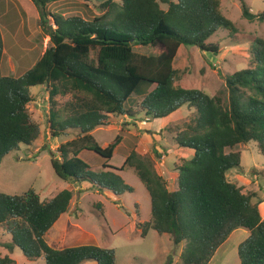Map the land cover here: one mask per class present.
<instances>
[{
    "label": "trees",
    "instance_id": "trees-1",
    "mask_svg": "<svg viewBox=\"0 0 264 264\" xmlns=\"http://www.w3.org/2000/svg\"><path fill=\"white\" fill-rule=\"evenodd\" d=\"M61 1L65 0H31L53 46L19 78L2 73L5 46L0 32V166L8 155L39 139L41 128L29 111L31 89L47 86L52 136L79 132L77 139L58 148L60 159L52 161L60 179L121 196L135 192L118 173L132 168L151 200V219L137 226L142 238L151 231L169 235L177 247L185 244L181 264H210L230 236L245 229L250 236L239 247L241 264H264V219L255 202L257 194L244 193L228 179L230 171L241 167L238 146L256 143L264 156V42L245 36L251 48L250 67L226 77L225 101L220 95L181 87L174 68L182 46L216 54L219 47L208 41L219 30L236 37L238 30L223 15L220 0H106L99 6L102 15L91 20L48 12L49 5ZM241 2L244 19L264 22V11L255 14ZM134 46L161 52L137 61ZM70 94L74 101L64 118L56 99ZM135 96L143 98L141 109L149 120L168 118L185 106L193 110L192 119L174 131L178 150L194 154L175 165L176 190L170 189L150 157L136 151L121 169L111 166L108 162L120 138L103 148L92 134L110 125V115L134 117L127 104ZM83 151L106 161L102 171L80 158ZM73 198L70 190L46 201L35 189L15 196L0 193V230L11 239L3 247L19 248L30 262L117 264L115 250L95 245L58 250L47 243V235L69 213ZM0 264L16 263L0 254Z\"/></svg>",
    "mask_w": 264,
    "mask_h": 264
},
{
    "label": "rangeland",
    "instance_id": "rangeland-1",
    "mask_svg": "<svg viewBox=\"0 0 264 264\" xmlns=\"http://www.w3.org/2000/svg\"><path fill=\"white\" fill-rule=\"evenodd\" d=\"M105 1L65 0L49 5L48 12L65 18L79 16L91 20L102 15L99 6ZM220 1L223 15L238 30L236 37H231L227 30H219L208 41L219 47L216 54L182 46L174 68L181 76L178 83L181 87L200 90L211 97L220 95L228 101L226 77L250 67L251 48L245 36L253 35L264 42V22L244 19L241 0ZM244 2L255 14L264 11V0ZM50 22L54 26L51 19ZM0 32L5 46L4 76L21 77L53 46L40 26V12L31 0H0ZM133 50L137 61L161 52L159 48L144 46H134ZM49 90L47 86L31 89L33 101L29 111L41 128L40 137L32 146H22L20 151L3 160L0 193L15 196L35 189L42 201H46L64 190L73 192L69 213L60 218L46 237L47 243L55 249L95 245L115 250L117 264H181L180 256L185 244L177 247L171 236L159 235L155 231H151L146 238L141 237L137 226L151 219V200L134 169L126 167L118 172L135 190L134 194L121 196L107 191L100 194L89 183L75 185L56 175L52 161L60 159L58 148L77 139L79 132L71 130L58 139L52 136ZM142 100V97L135 96L128 101L127 109L135 114L134 117L110 115V125L92 134L103 148L120 138L114 157L108 162L111 166L121 169L127 157L136 151L141 156L150 157L156 169H162L160 175L169 179L170 189L176 190L177 173L173 172L174 167H179L184 159H192L194 154L189 150H178L174 131L175 127H183L192 119L193 110L185 106L168 118L149 120L141 109ZM56 101V109L63 112L64 118L68 117L71 109L67 107L74 97L71 94L60 96ZM237 151L242 153L241 167L230 171L228 179L240 187L244 186V193L256 192L255 201H264V156L256 143L238 146ZM80 158L96 172L102 171L106 162L91 151H83ZM8 241L4 231L0 230V249ZM221 254L222 251L212 264H232L230 260L225 261V254ZM10 258L16 264H45L44 260L28 261L19 248L10 253ZM231 258L240 262L238 248L232 252Z\"/></svg>",
    "mask_w": 264,
    "mask_h": 264
},
{
    "label": "crops",
    "instance_id": "crops-1",
    "mask_svg": "<svg viewBox=\"0 0 264 264\" xmlns=\"http://www.w3.org/2000/svg\"><path fill=\"white\" fill-rule=\"evenodd\" d=\"M23 76V75H22ZM16 78H19V77H16ZM161 165L163 166L164 165V162H162L161 163ZM156 170H158L157 172L160 174V172L162 171V169L160 168V169H156ZM160 170V171H159ZM173 172H175V170L173 171ZM171 175L173 174L174 175V173H170ZM161 176H163L167 181H169V179L166 177V175H161ZM241 187H244V186H241ZM253 193H256V192H253ZM246 194H249V193H246ZM255 202H257V201H255ZM260 203V206H259V209H260V213H261V216H262V218L264 219V201H262V202H259ZM66 215V214H65ZM64 216V215H63ZM57 225V224H56ZM6 235V234H5ZM7 237H8V239H9V241L8 242H5V243H3V244H7V243H10L11 242V239H10V237L8 236V235H6ZM249 236H250V232L249 231H247V230H245V229H239V230H237V231H235L231 236H230V238L226 241V243L217 251V253H216V256L214 257V259H213V261L215 260V258L217 257V255L219 254V252L221 253V251H222V254L221 255H223L224 256V254L226 255L225 256V261H231V263L232 264H241V262H238V261H236L234 258H231V255H232V252L234 251V250H236L237 248H238V251H239V247H240V245L243 243V242H245L248 238H249ZM233 243L232 245H230L229 243ZM226 245H228V246H226ZM3 248V249H2ZM1 249H0V254L3 256V257H5V256H9L10 257V253L12 252V251H10V250H8V249H6L5 247H2ZM238 257H239V255H238ZM240 260V259H239ZM213 261L210 263V264H212L213 263Z\"/></svg>",
    "mask_w": 264,
    "mask_h": 264
}]
</instances>
